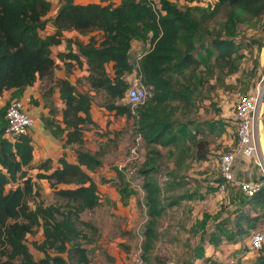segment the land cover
<instances>
[{
	"label": "trees",
	"instance_id": "obj_1",
	"mask_svg": "<svg viewBox=\"0 0 264 264\" xmlns=\"http://www.w3.org/2000/svg\"><path fill=\"white\" fill-rule=\"evenodd\" d=\"M57 2L59 5L54 7L55 13L51 17L55 31L42 35L39 30L44 26L43 17L51 10L50 0H0V96L5 90L12 89L11 98H19L24 88L37 79L48 84L53 80L58 64L50 46L59 42L63 30L73 29L80 33L94 31L98 35H91L85 43L75 41L76 52H59L57 56L60 59L71 57L79 64L80 56H83L88 65L85 79L95 93L100 90L105 92L104 106L113 110L116 116L136 118L137 131L147 149L143 164L138 169L148 218L143 244L146 257L157 237V221L166 207L155 177L161 156L156 146L176 143L186 125L183 121L179 125L175 123L172 116L176 106L170 102L177 99L186 104L201 86V80L194 77V66L198 63L194 51L199 33L204 28L207 30L209 21L222 16V25L211 39L214 64L225 75L233 74L239 66L238 57L234 56L237 45L232 38L223 37L222 33L234 35L239 24L259 19L264 14V0H215L184 6L172 0H159L160 10L152 5L153 0ZM133 39L149 42L139 58V72L141 79L153 87L152 96L135 107V115L130 103L118 102L129 87L125 75L132 72L134 66V61L130 59ZM263 45L259 43L258 47ZM109 63L112 75L107 70ZM66 65L69 71V63ZM187 67H192L189 74L184 73ZM250 74L249 78L253 75ZM216 77L222 79L219 75ZM250 81L247 85L251 86ZM52 84L59 87L65 105L62 111L64 126L54 121H47L46 125L55 136L67 130L65 143H77V161L69 162L60 157L57 167L49 172H38V178L43 177L50 182L55 200L46 205L37 202L30 206L28 199L35 200L36 191L32 177L24 168L32 160L31 139L27 133L18 135L14 140L4 136L7 124L5 105L0 107V264H19V260L21 264H69L70 260H75L76 264H87L88 250L84 243L96 240L98 228L81 218V213L99 203L97 183L82 167L95 169L101 162L100 154H103L100 149L90 151L84 147L82 129L86 124L93 123L89 112L93 96L89 90L76 91L67 77L56 78ZM52 84L43 87L45 95L51 93ZM198 128L197 132L189 131L188 138L191 149L194 148V156L205 160L210 145L205 138L196 139ZM186 148H189L188 144ZM49 162L50 159L42 161L39 168L46 171L50 167ZM173 177L176 181L181 175L175 173ZM14 182L17 184L13 185ZM180 182L179 185H182ZM58 183L69 186L57 187ZM120 191L125 193L126 188H120ZM181 196L180 199L184 198ZM244 196L245 204L257 210L264 205V186L253 195ZM176 202L177 199L171 200L167 206ZM257 220L256 213L250 215L243 209L235 211L231 231L234 239L246 235ZM39 224L42 225L43 238L34 245L44 252V256L36 260L25 238ZM206 261L222 264L210 257H206ZM249 264H264V252H260Z\"/></svg>",
	"mask_w": 264,
	"mask_h": 264
},
{
	"label": "rangeland",
	"instance_id": "obj_2",
	"mask_svg": "<svg viewBox=\"0 0 264 264\" xmlns=\"http://www.w3.org/2000/svg\"><path fill=\"white\" fill-rule=\"evenodd\" d=\"M172 1L184 6L212 3L213 0ZM222 22L220 15L209 21L206 24L207 30H201L196 41L197 49L194 54L198 63L194 66V77L201 80V86L186 104L177 99L170 102L176 106L172 116L175 123L183 121L186 125L179 133L176 143L156 146L161 156L158 158L159 166L155 177L161 187V197L166 207L157 221V237L146 257L143 244L148 218L141 192L142 181L138 186L137 176L129 172L133 169L140 175L138 169L143 164L147 150L137 131L135 116L118 118V126L113 127L112 135L106 140L103 137V146L97 144L96 149L102 150L103 154L99 157L101 162L97 168L90 169V175L97 181L99 203L93 209L81 213L82 219L90 221L98 228L96 240L84 243L88 250L87 264H207L206 255L210 254H213L209 256L211 260H222L227 264H246L247 260L256 259L260 252H264L263 245L261 250H254L253 254L242 258L244 253L249 252L250 231L264 225V205L252 210V206L244 202L246 197L235 186L227 184L225 191L218 186L219 156L230 149L229 141L233 143L231 145L236 146L237 143L234 103L253 87L263 70L264 45L259 48L258 44L264 43V14L259 19L239 24L234 35L222 33L223 37L232 38L237 45L234 56L238 57V70L229 75H225L215 66V53L211 48V39ZM142 47L146 48V44ZM56 69L59 70L60 67L57 66ZM191 70L192 67H187L184 73L189 74ZM250 73L253 75L249 78ZM217 75L222 79H218ZM249 79L251 86L247 85ZM77 82L78 87L85 91L90 90L85 78L79 76ZM92 96L98 102H104L106 98L103 90ZM3 102L1 98L0 107L4 106ZM118 102L128 103L125 96ZM263 104L258 133L264 154ZM136 106H132L133 109ZM197 128L199 131L196 139L205 138L209 141L210 152L205 160L196 158L194 148L191 149L190 146L189 131L194 132ZM93 138L87 140L88 145L95 143ZM251 162L254 163L252 159ZM24 169L32 177L36 191V199L29 198V205L53 202L55 196L50 182L37 179L36 174L44 172L39 168V163L32 162ZM175 173L181 175L180 180H173ZM120 188H126V192L122 193ZM180 196L184 198L180 199ZM174 199L177 202L167 206ZM240 209L251 215L256 213L258 220L254 227L248 229V234L235 240L231 234L234 228L233 216ZM42 238L41 224L25 238L36 260L44 256V252L34 245ZM18 263L21 264L20 260ZM69 264H76L75 260H70Z\"/></svg>",
	"mask_w": 264,
	"mask_h": 264
},
{
	"label": "crops",
	"instance_id": "obj_3",
	"mask_svg": "<svg viewBox=\"0 0 264 264\" xmlns=\"http://www.w3.org/2000/svg\"><path fill=\"white\" fill-rule=\"evenodd\" d=\"M50 1H51V10L49 11V13H47L43 17L44 26L42 29L39 30V32L42 35L52 34L55 31V26L52 23L51 17L53 15V12L55 13L54 7H57L59 5V2H57V0H50ZM74 1L77 3H86L89 1H93V0H74ZM116 1H119V0H116ZM214 1L215 0H213L212 2ZM91 35H95V32L93 31L89 33H80L73 29L63 30L62 35L60 36L59 42L50 46L51 54L55 57V61L60 67L59 70H57L56 68L54 69L53 80H51L48 84L47 82L41 79H37L35 82H33V84L27 85L21 94V97L22 96L26 97V100H25L26 109L29 112V114H31V116L33 117V123L29 127L28 132H27V134L30 136L31 143L33 146L31 163L37 162L40 165L42 161H45L46 159H50V162H49L50 167L46 171L43 168H40L44 170V172H49L55 167H57L60 164L59 162L60 157H64L69 162L77 161L76 150H75L77 143L76 142H71L69 144L65 143V139L67 137L66 135L67 130L65 129L62 133H59V136H55L51 132V130L47 127L46 122L54 121L55 123H58V125L62 127L64 126V122L62 121V111L65 105L61 99L59 87L52 84L54 79L59 78V77H67L70 80V82L74 84L76 91L83 92L85 90L82 89L81 87H78L77 78L79 76L82 78H85V76L88 73V70H87L88 65L83 56H80L81 64H79L76 60H74L71 57L60 59L57 56V54L59 52H65V53L69 51L76 52L77 45L75 41H78V42L80 41V42L85 43L89 40V37ZM96 36L98 35H95V37ZM145 44L147 48L148 41H141L139 39H133L131 41L130 59H132V61H134L135 56L137 54H139L140 52L143 53L145 51L146 48L142 47V45L145 46ZM66 63H69L70 65L69 71L66 70L67 68ZM109 65H110V68H108ZM64 66H66V68H63ZM107 70L109 71L110 75L113 74V70L111 68L110 63L107 65ZM131 73L132 72L127 73L125 75V78L127 77L128 74H131ZM40 83L42 85H40ZM51 84L53 85L51 93L48 95H45L43 93V87L45 85H51ZM89 92L92 93V95H94L95 93V91L92 89H90ZM11 93H12V89L5 90L3 94L0 96V99L2 98L4 100V102L2 103L3 105H5L7 100L11 98ZM89 112H90V117L93 123L86 124L82 129V132H83L82 134H83V138L85 142L84 147L90 146L89 149L90 148L94 149L90 151H95V149L97 148L96 147L97 144H99V146H103L104 143H101V140H104V138L106 140L108 137L112 135L111 131L114 129L113 127L118 126V122H119L118 118L120 117L122 118L124 115L116 116L113 110H109L104 106V102H98L94 100V98L90 104ZM103 133L105 134L103 135ZM92 137H94L93 140L94 141L96 140V141L95 143H90V145H88L87 140L92 139ZM230 142L231 141H229L230 148L234 147V145H231L233 143H230ZM236 153L237 154H236V160H235V166H234L236 176H238L239 178H244V177L251 178V177L259 176L260 171H259V168L256 166V164L252 163L250 158L244 157L240 151L237 150ZM101 155L102 154H100L99 157H101ZM82 167L89 174L91 173L90 169L86 168L85 166H82ZM37 179L40 180V179H46V178L42 177V178H37ZM66 186H69V185L64 184V183L57 184V187H66ZM235 246L237 247V245ZM248 251H249L248 253H244L242 255L243 259L246 258L248 254L254 253L251 250H248ZM210 255L213 256V254H210ZM210 255H206V256L209 257ZM218 261L221 262L222 264H227L226 261H222V260H218ZM247 261L248 262H246V264H249V262L252 261V259H249Z\"/></svg>",
	"mask_w": 264,
	"mask_h": 264
},
{
	"label": "built area",
	"instance_id": "obj_4",
	"mask_svg": "<svg viewBox=\"0 0 264 264\" xmlns=\"http://www.w3.org/2000/svg\"><path fill=\"white\" fill-rule=\"evenodd\" d=\"M152 5L160 10L159 0H153ZM149 46V42H148ZM140 52L135 56L134 66L130 76L126 77L129 87L125 92V97L131 107L143 103L150 98L153 93L151 84L141 79L139 72ZM26 97L9 98L5 103L4 117L7 120L4 128V136L10 140H14L20 134H26L29 127L33 123V117L26 109ZM264 101V66L259 80L244 95H242L233 107V117L236 121L237 143L236 146L223 151L219 156V173L220 182L218 186L221 190H225L227 184L235 186L238 190L246 195L251 196L264 186V154L259 141L258 121L260 110ZM264 107V104H263ZM132 113L136 114L133 107ZM264 115V113H263ZM240 151L244 157L250 158L258 166L260 174L251 178H239L235 174L236 151ZM131 175L137 176V184L140 186L141 176L131 169ZM17 183L14 182L13 185ZM141 192L144 194L143 188ZM264 245V226L252 230L248 235L249 250H257Z\"/></svg>",
	"mask_w": 264,
	"mask_h": 264
}]
</instances>
